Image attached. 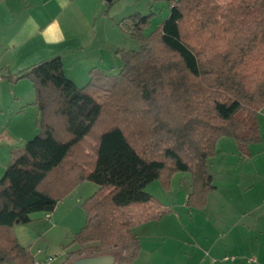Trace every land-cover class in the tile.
Segmentation results:
<instances>
[{
    "label": "trees",
    "instance_id": "obj_1",
    "mask_svg": "<svg viewBox=\"0 0 264 264\" xmlns=\"http://www.w3.org/2000/svg\"><path fill=\"white\" fill-rule=\"evenodd\" d=\"M164 1L169 14L147 35L152 13L119 21L139 45L120 54L116 75L92 69L78 86L55 57L20 76L34 88L37 133L0 177V264H36L12 228L53 212L84 182L98 188L81 202L85 222L72 240L79 248L60 264L103 254L132 261L140 248L132 229L168 212L144 191L149 183L167 190L187 171L186 205L202 209L215 188L207 163L217 140L260 139L264 0ZM240 110L249 120L243 134Z\"/></svg>",
    "mask_w": 264,
    "mask_h": 264
},
{
    "label": "crops",
    "instance_id": "obj_2",
    "mask_svg": "<svg viewBox=\"0 0 264 264\" xmlns=\"http://www.w3.org/2000/svg\"><path fill=\"white\" fill-rule=\"evenodd\" d=\"M112 2L113 0H0V174L1 172L3 174L8 166L7 162L12 159L13 148L16 145L23 146V143H26L37 132L35 123L38 108L35 103L34 88L26 77H20L22 74L42 61L59 57L65 75L80 86L88 81L89 72L92 69L106 73L115 64V60H121L117 53L119 47L115 42L116 39L108 37L107 34V29H116L115 24L118 25L119 22L114 21L113 15L106 10L107 5ZM28 111H32L31 114H26ZM259 113L263 114V118L259 117ZM256 118L260 133V139L257 142L241 143L236 138L227 136H222L217 140L214 153L210 157H214V162L209 163H214L218 167L219 178H223L222 175H228L230 172L229 168L220 167L226 166V163L233 164L237 160L238 163L250 164L251 160L257 162L264 160L261 155L257 158L249 148L250 146L259 147L264 141V106L257 112ZM254 150L257 153L260 151L258 148ZM211 175L215 188L208 193L204 208L192 209L186 205L191 184L188 186L189 189L187 186L183 188L181 207L203 213L204 230L217 242L215 248L214 245L212 246L216 254L221 256L223 250H227L242 255L244 249L249 246L248 250L252 254H257L258 261L261 258L264 264V249L255 245L251 247L249 238V225L253 222L256 223V220L246 222L247 229L240 225L236 230V235L229 240L225 242L221 240L222 230L227 227L232 228L234 224L241 221L242 215L239 209H227L223 196L218 192L215 175L212 173ZM241 180L238 178L239 182ZM86 183L88 182L78 185L70 195L57 203L53 212L46 216L49 218L47 223L52 227L51 229L60 228L62 220L76 211L77 213L72 214L71 220V226L74 228L70 230L75 234V224L81 218L80 212L76 210V204L79 203L81 207L82 198L85 196L82 194L94 189ZM158 183L163 189L159 181ZM232 184L225 179L222 186L225 188ZM163 190H172L171 185L167 190ZM158 200L163 204V209L168 212L157 220L144 222L134 228L142 226L143 234H161L163 227L169 225L170 231L174 233L164 231L163 234H179L183 230L182 224L177 222V216L171 214L170 207L160 199ZM37 214L31 215L29 223L15 225L12 232L19 245L32 254L36 264H40L45 260L35 257L39 250L35 253L31 251L33 244L37 240L39 241V237L45 236V232L40 231L43 228L41 223L43 220ZM234 216H236L234 221H230ZM167 217H170L171 220ZM252 217L255 219L256 212L252 213ZM181 233L185 235L184 232ZM135 236L138 238L140 248L136 258L126 262L127 264L137 261L139 255L141 256L140 253L145 249L141 237ZM157 248L158 245L153 241L147 244L148 252H154L158 250ZM65 259L66 255L64 254L57 264L62 263ZM252 262H256V260ZM141 264L189 263L147 260Z\"/></svg>",
    "mask_w": 264,
    "mask_h": 264
},
{
    "label": "rangeland",
    "instance_id": "obj_3",
    "mask_svg": "<svg viewBox=\"0 0 264 264\" xmlns=\"http://www.w3.org/2000/svg\"><path fill=\"white\" fill-rule=\"evenodd\" d=\"M228 1L229 0H215L217 4L226 3ZM106 10L113 15L114 21L117 22L121 21L123 17L131 14L140 13L142 15H147L152 13L149 17L150 21L147 27L142 31L144 35H147L154 31L167 17L169 14V5L164 0H113L110 5H107ZM115 25L117 26L116 29L111 30L108 28L107 34L108 37L116 39L115 42L119 47L117 53L120 55L122 52L137 50L139 45L138 40L124 30L126 29L125 25L121 24V27L117 24ZM120 61L115 60V64L112 68L107 70L106 74L116 75L120 71L123 63L122 60ZM30 112L32 111H28L26 114H31ZM259 117L263 118V114L259 113ZM237 118L239 119L237 133L243 134L248 129L249 120L242 110L238 112ZM24 144L25 143H23V146L21 147L16 145L15 148H13L12 159L9 160L6 165H9L16 157L23 153ZM249 148L251 152L256 154L257 158H259L260 155L264 158V141L259 147L250 146ZM255 148L260 150L259 153L255 152ZM209 162H214V157L208 159V170L215 175V183L219 188L218 192L223 196L227 209H239L242 215L240 222L234 224L230 229L227 227L222 230L223 237L221 240L223 242L229 240L236 235V230L240 225L247 229L246 222H249V220H256V223L253 222L249 225L251 247L255 245L261 246L264 249V160L259 162L251 160L250 164H244L242 162L238 163L237 160H235L233 164L226 163V166L220 167L229 168L230 172L228 175H222L223 178H219L218 176V167L214 163ZM1 175H3L2 172L0 176ZM238 178L242 179L241 182L238 181ZM225 179L228 182L233 183L232 186L224 188L222 185L225 183ZM86 184H89L94 189L91 192L82 194L85 195L82 198L83 200L92 195L95 192V189L98 188V185L95 183L88 182ZM189 184H191L190 173L184 171L174 174L172 183L170 184L172 190L165 191L161 189L158 180H154L144 188V191L154 195L156 198L163 201L166 206L170 207L172 210L171 214L177 216V222L180 225L182 224L183 230H181V232H184L185 235L181 232L177 235L163 234L164 231L174 233L173 231H170L169 225L163 227L161 234H143L144 230L142 226L133 228L132 232L141 237L140 239L144 243L145 249L140 253L141 256L139 255L137 258L138 260L132 264H141V262L147 260H166L176 263L187 262L189 264H263L261 258L260 261H258L259 257L257 254H252L251 251L248 250L250 249L249 246L244 249L242 255L223 250L222 253L224 256H227L230 259L233 258L228 261H223V255L219 256V254L215 253L214 248L217 242L215 238L207 234L204 230L203 213L197 210L181 207V198L184 193L183 188L186 186L188 188ZM76 210L80 212L81 216L80 220L75 224V231L77 232L84 225L85 214L79 203L76 204ZM75 212H72L70 216L62 220L63 222H61L62 224H60V228L54 227V230L51 229L52 227L48 226L47 221L49 218L46 217V213H34L43 220L41 221L43 228L40 229V231L43 233L45 232V236L39 237V241L37 240L32 246V253L39 250V253L37 252L35 257L45 260L46 262L47 257L51 256L54 257V261H51V263L57 264L64 254L66 255L69 251L79 248L78 244L72 242L74 234L70 231L74 228V226H71V220L73 218L72 214ZM253 212H256L255 219L252 217ZM69 217L71 218L68 221ZM167 218L171 220L170 217ZM235 218L236 216L232 217L230 221H234ZM150 241H153L158 245V250L154 252L147 251V244ZM213 245L214 248H212ZM118 253L119 252H116L115 254L118 255ZM257 253L259 254V252ZM249 258H255L256 262H248ZM121 264L127 263L122 262Z\"/></svg>",
    "mask_w": 264,
    "mask_h": 264
},
{
    "label": "water",
    "instance_id": "obj_4",
    "mask_svg": "<svg viewBox=\"0 0 264 264\" xmlns=\"http://www.w3.org/2000/svg\"><path fill=\"white\" fill-rule=\"evenodd\" d=\"M110 1V0H106ZM115 256L113 254H103L97 256L81 257L68 264H114Z\"/></svg>",
    "mask_w": 264,
    "mask_h": 264
},
{
    "label": "built area",
    "instance_id": "obj_5",
    "mask_svg": "<svg viewBox=\"0 0 264 264\" xmlns=\"http://www.w3.org/2000/svg\"><path fill=\"white\" fill-rule=\"evenodd\" d=\"M48 215H49V214L47 213L46 216H48ZM53 259H54V257L48 256L46 262H41L40 264H49V263H51V261H53ZM231 259H233V258H231ZM231 259L228 258L227 256H224V257L222 258L223 261H228V260H231ZM249 261H255V259H254V258H249V259H248V262H249Z\"/></svg>",
    "mask_w": 264,
    "mask_h": 264
}]
</instances>
